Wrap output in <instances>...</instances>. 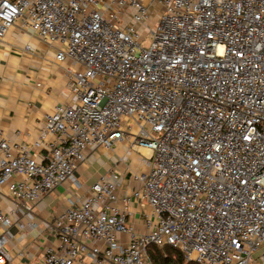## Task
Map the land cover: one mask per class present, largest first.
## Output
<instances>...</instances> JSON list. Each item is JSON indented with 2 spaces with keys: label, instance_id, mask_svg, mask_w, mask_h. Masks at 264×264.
<instances>
[{
  "label": "built area",
  "instance_id": "built-area-1",
  "mask_svg": "<svg viewBox=\"0 0 264 264\" xmlns=\"http://www.w3.org/2000/svg\"><path fill=\"white\" fill-rule=\"evenodd\" d=\"M19 21L72 62L74 98L45 114L40 161L0 129L14 212L36 228L46 194L79 186L86 151L127 131L152 153L134 192L152 207L148 231L118 207L113 171L54 218L43 264H154L150 245L197 264H264V0H0V41ZM13 213L0 206V264Z\"/></svg>",
  "mask_w": 264,
  "mask_h": 264
},
{
  "label": "crops",
  "instance_id": "crops-1",
  "mask_svg": "<svg viewBox=\"0 0 264 264\" xmlns=\"http://www.w3.org/2000/svg\"><path fill=\"white\" fill-rule=\"evenodd\" d=\"M58 48L59 44L42 40L20 21L0 41V129L11 143L31 146L38 161L53 138L48 135L40 141L45 114L74 98L68 72L72 62L58 60ZM126 133L113 149L92 147L86 151L75 174L79 186L67 180L46 194L36 206V228H31L27 219L14 212L15 200L6 188L0 189V206L4 213L14 212V225L6 245L12 256L11 264H43L46 246L56 242L50 229L54 218L72 202L78 203L93 194L92 186L103 176L110 177L113 171L118 174L115 189L118 207L126 211L127 222L140 233L148 231L147 218L151 217L152 207L147 201L136 199L134 192L149 174L152 153L149 149L133 146L129 132ZM38 141L40 146L35 144ZM17 222H23L24 227Z\"/></svg>",
  "mask_w": 264,
  "mask_h": 264
},
{
  "label": "trees",
  "instance_id": "trees-1",
  "mask_svg": "<svg viewBox=\"0 0 264 264\" xmlns=\"http://www.w3.org/2000/svg\"><path fill=\"white\" fill-rule=\"evenodd\" d=\"M148 253L154 264H197L187 261L179 249L170 245L163 247L150 245Z\"/></svg>",
  "mask_w": 264,
  "mask_h": 264
},
{
  "label": "rangeland",
  "instance_id": "rangeland-1",
  "mask_svg": "<svg viewBox=\"0 0 264 264\" xmlns=\"http://www.w3.org/2000/svg\"><path fill=\"white\" fill-rule=\"evenodd\" d=\"M152 17H153V16H152ZM150 18H151V17H150ZM151 20H152V22H154L153 18H152ZM141 34H142L143 36H145V39H144V41H143V46H145V47H149V45L151 44V38H150V36H149V33H148V32L145 33L144 31H142Z\"/></svg>",
  "mask_w": 264,
  "mask_h": 264
}]
</instances>
